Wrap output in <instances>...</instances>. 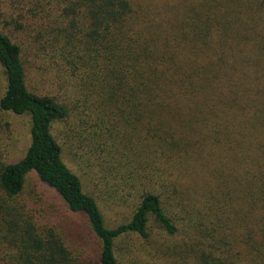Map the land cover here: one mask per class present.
<instances>
[{"label": "trees", "instance_id": "1", "mask_svg": "<svg viewBox=\"0 0 264 264\" xmlns=\"http://www.w3.org/2000/svg\"><path fill=\"white\" fill-rule=\"evenodd\" d=\"M14 1L41 21L36 57L45 56L58 80L65 73L82 101L103 96V105L126 114L130 125L167 115L170 105L187 112L190 101L210 111L200 98L217 95L238 108L256 134L223 190L191 215V227L183 232L192 236L152 264H169V258L172 264H264V48L254 45L251 0H174L166 15L153 16L136 0ZM7 27L11 35L0 31V113L27 118L28 129L18 155L0 142V264H119L116 242L130 235L147 240L151 219L176 237L178 227L159 196L148 191L126 223L106 227L97 201L64 163L62 144L52 133L70 110L53 94L29 89L17 41L22 25ZM157 122L162 130L156 149L179 151V140L169 146L174 129ZM180 140L179 153L185 154V137ZM30 174L62 201L71 226V234H62L74 239L72 248L54 225L35 223L15 207ZM79 218L86 220L91 248L80 236L84 229L75 225Z\"/></svg>", "mask_w": 264, "mask_h": 264}, {"label": "rangeland", "instance_id": "2", "mask_svg": "<svg viewBox=\"0 0 264 264\" xmlns=\"http://www.w3.org/2000/svg\"><path fill=\"white\" fill-rule=\"evenodd\" d=\"M136 3L142 12L151 16L166 15L165 7L174 0H136ZM186 4L191 5V0ZM251 5V21L258 37L254 45L264 48V0H251ZM16 22L22 25L17 41L21 46L28 87L53 94L69 108V119L54 125L52 133L62 144L64 163L80 178L83 191L97 201L106 227L112 229L126 223L141 194L148 191L159 196L164 211L179 229L176 237H170L151 219L147 240L130 235L116 242L118 263L160 261L161 256L192 236V232H183L191 227V215L194 216L211 195L223 190L240 153L256 131L246 126L237 107L218 95L200 98L204 101L202 105L210 111H200L196 108L199 104L190 101L187 112L172 109L170 105L168 114L162 117L159 114L160 118L152 119V123L130 125L126 122V114L120 115L117 110L103 105L105 97L90 95L87 101H82L83 98L77 95V86L70 83L65 73H60L58 80L45 56L36 57L42 47L41 43L35 42L37 33H42L41 21L28 13L25 3L0 0V31L11 35L7 24L11 28ZM3 79L0 67V93ZM158 120L174 129V132L170 131L172 140L170 135L168 138L170 147L173 139L179 140L177 149L180 151V138L185 137V154L174 151L175 148L156 149L157 132L162 130ZM27 129V118L0 113V142H7L15 155L20 154L15 150L26 143ZM14 204L25 217L32 216L35 223L54 225L61 234L69 229L71 234L62 201L34 174L26 177ZM75 225L84 229L80 236L88 242L89 248L94 246L86 220L79 218ZM62 236L68 246H73L74 239Z\"/></svg>", "mask_w": 264, "mask_h": 264}]
</instances>
